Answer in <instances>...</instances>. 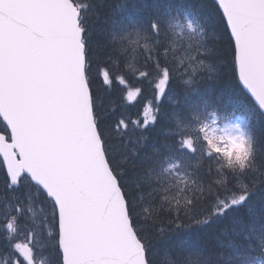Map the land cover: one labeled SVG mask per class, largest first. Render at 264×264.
Returning <instances> with one entry per match:
<instances>
[{"label": "snow or ice", "instance_id": "1", "mask_svg": "<svg viewBox=\"0 0 264 264\" xmlns=\"http://www.w3.org/2000/svg\"><path fill=\"white\" fill-rule=\"evenodd\" d=\"M0 177V264H264V0H0Z\"/></svg>", "mask_w": 264, "mask_h": 264}, {"label": "trees", "instance_id": "2", "mask_svg": "<svg viewBox=\"0 0 264 264\" xmlns=\"http://www.w3.org/2000/svg\"><path fill=\"white\" fill-rule=\"evenodd\" d=\"M211 0H209V3ZM136 86L140 87L141 85L137 84ZM143 91L140 94V96L137 98V100L133 103H127L125 105V115L129 117L130 119H137L141 116L144 105L152 99V90L147 86L145 83L142 85ZM122 97V91L121 86L114 85L112 90V98L117 104H123L124 102L121 99ZM2 179V177H0Z\"/></svg>", "mask_w": 264, "mask_h": 264}]
</instances>
